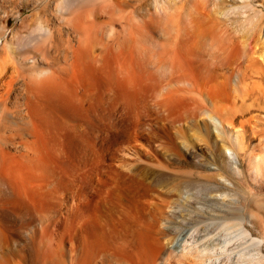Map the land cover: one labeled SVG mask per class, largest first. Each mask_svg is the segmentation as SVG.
Segmentation results:
<instances>
[{
  "label": "rangeland",
  "instance_id": "1",
  "mask_svg": "<svg viewBox=\"0 0 264 264\" xmlns=\"http://www.w3.org/2000/svg\"><path fill=\"white\" fill-rule=\"evenodd\" d=\"M205 1L0 0V64L2 67L4 66L3 68L0 66V69H3L1 73L5 74V77L0 80L2 97H0V107L3 105L2 109L4 108L5 111V114L2 113V117L0 116L2 118H0V124H2L0 130V144L2 143V146L0 145V236L8 248L7 252L12 250L14 253V257H11L13 261L10 260L11 264H70L69 242L62 246L59 240L60 216L61 207L62 213H64L74 204L75 187L78 185L75 177L76 166L82 152L86 151L85 156L91 158L92 156H89L90 151L97 148L95 149L96 152L104 158L97 155L101 163L97 167L96 174L93 175L95 180L98 179L100 173V180L108 181L105 173L109 170L112 171L114 167L123 172L129 169L127 172L131 174L153 176L160 166L156 163L153 165L156 164L157 167H154L152 163L148 165L149 158L152 159V157L145 156L144 150L147 149V143L158 152L162 151L158 155L159 159L166 167L168 166L169 170H174L177 173L189 172L190 175H211L222 183V190L227 191L224 186L233 188L234 191H230V193L245 203L244 209L248 210H246L247 214L250 211L252 213V217L247 218L249 221H247L246 227L254 236L263 239L262 250L264 252V177L255 174L254 165L250 160L253 151L262 152L264 155V147L262 146L264 145V120L259 119L261 121L257 122L259 124L257 135L260 133L261 135L259 137L256 135V138V132L252 134L249 126L252 125V122L246 123L243 132L247 137H245V147L241 150L235 144L233 145L239 153L234 148L229 150L228 147L226 149L224 147L223 149L221 143L215 139L213 125L209 124L211 127L205 126L204 129L201 127L205 116L199 113L198 109L195 111L194 117L186 112L188 111L186 107L191 106L194 96L190 94V98H188L187 93L195 94L196 91L182 78L176 81L179 87H182L179 93L180 90L175 85L176 83H172L175 81L168 83L165 78L169 72V67H171L167 65L174 62L169 57L173 54L172 49L175 48L176 38L181 40L184 35L186 37L190 32L192 37L202 36L209 32V35H212L213 38L216 37V39L236 33V36L239 35V38L243 39L241 42L242 49H246L244 50L245 53L251 56L252 61L256 59V64L254 61L252 64L250 63L252 66L248 67L250 73L254 72L251 80L258 81V83L260 81L259 84H264V78L261 79L260 77L262 73L264 75V0H251L252 6H247L249 8L246 7V10L243 11L244 14L239 12V8L236 9L235 5L239 3L238 0H219L214 6ZM163 4H165L164 7ZM222 12L225 15L228 13V17L221 18ZM257 13L258 15H256ZM249 14H252L251 20ZM77 16L80 17V20L76 19ZM190 23L193 27H190ZM84 40L87 42L85 43ZM75 46L78 47V51ZM149 46L151 47L149 48ZM189 47L191 48L192 45ZM202 47H204L203 50ZM207 47L209 48L203 42V45H198L195 51L197 54H201L200 52L203 51L204 53L206 49L208 50ZM160 49L165 52L163 55V51L161 52ZM74 55H76V62L70 66V60L73 59ZM77 56L81 59H78ZM28 57L29 59L33 58L36 62L34 66L30 63L33 59L28 60ZM172 57L174 59L175 56ZM44 58L46 59L44 60ZM164 60L167 64L163 62ZM77 63H79L78 66H76ZM192 63L195 64L194 61H191ZM198 65L197 69L200 67V64ZM159 67L160 69L164 67V70L169 69L166 70V74L162 72L165 74L162 75ZM11 74H14L13 76L16 78L12 89L10 88L8 90L10 92H7L8 88L3 86L2 82L7 81ZM54 75L56 78H53ZM161 76L165 77L162 78ZM51 77L57 84L59 83V86L56 84L57 90L55 87L52 91L45 90L43 86L44 98L41 108L43 114L38 115L35 110L28 114L26 110L27 100L25 99L30 97L34 101V96H38L35 95L33 81L51 80ZM62 77L66 78L67 81L64 82ZM70 79H72L73 85L68 82ZM163 80L164 83L167 82L166 85H163ZM74 85L77 93L72 95L68 90L70 91ZM3 87L4 89H2ZM167 89H174L173 92L171 91L172 96L169 95L176 99V101L170 100L171 102L175 101L173 102L175 105L170 104V101L167 102L171 99L169 95H165L171 93ZM60 93L69 96L63 98ZM233 93L235 95H231L227 102L220 100L213 106L208 103V107H223L224 109L218 110V113L222 112L221 114L216 113L221 117L217 116L223 120L233 118L235 120H233V129L241 130L240 121L249 116V113L243 116L241 112L253 107L256 101L254 99L255 94L244 95L247 99L241 96L238 91ZM179 95L184 96L185 99L182 97V101ZM57 96L62 104H59ZM177 96L180 97L179 100L182 104H188L185 108L176 107L179 103ZM195 96L197 95L195 94ZM195 96L194 99H196ZM159 97L164 98V101L167 102L166 108L168 110L163 111L161 106L158 108H161L160 110H156L158 103L155 104V99L157 101L160 99ZM251 97L252 99H250ZM132 103L133 105H131ZM181 103L179 106H183ZM142 105L146 106L147 109ZM177 108L179 109L177 110ZM133 110L137 112H133ZM165 111L169 113L166 114ZM174 112L177 115L173 114ZM253 112L256 111L252 110L251 113ZM184 113L187 115L185 116ZM130 115L132 116L129 122ZM173 115L175 117H172ZM259 115L263 116V113H259ZM160 116L163 117V120L160 119ZM180 116L182 117L181 121L179 120ZM132 117L137 118L132 119ZM172 119L174 124H172ZM152 132H156L155 135H152ZM149 136L152 137L149 138ZM153 138L156 141L152 143L150 141ZM145 139H148L147 143ZM166 139L168 141L165 142L170 141L169 144L164 142ZM159 143L163 145L159 147ZM256 143H260L258 147ZM164 144L167 149H165L166 147L162 148L165 146ZM135 147L138 152L134 154L132 152ZM169 148H172V151ZM101 151L102 153H100ZM192 151L193 155L191 156L190 152ZM163 152L169 153L163 154ZM127 153L128 155H126ZM84 159L86 166L91 167L93 160L89 162L86 158ZM121 162H123V167ZM110 165L113 169L110 168ZM242 194L245 195L246 199L240 198ZM63 204L66 206L65 208H63ZM62 247H65L67 254L62 255ZM102 260V262L99 260L97 264H129L125 259L120 260L119 263L111 262L109 259L105 260V258Z\"/></svg>",
  "mask_w": 264,
  "mask_h": 264
},
{
  "label": "bare ground",
  "instance_id": "2",
  "mask_svg": "<svg viewBox=\"0 0 264 264\" xmlns=\"http://www.w3.org/2000/svg\"><path fill=\"white\" fill-rule=\"evenodd\" d=\"M206 1H207V4L210 3L211 6H214L216 4V2L219 0H206ZM238 1H239V3L237 5H235L237 8L236 7L235 8L236 9L239 8V12L241 11L240 13L245 11L247 6L251 5V0H238ZM200 2H202V1H200ZM205 2H204V6H205ZM164 3H166V2H164ZM66 4H68V3H66ZM164 6H165V4H163V7ZM227 7L229 8V6H227ZM227 7H225V8H227ZM247 8H249V7H247ZM251 8H253V7H251ZM233 10H234V8H233ZM255 10H256V8H255ZM249 11H248V13H249ZM189 12H191V11H189ZM224 12H222L221 18L228 17V13H226L227 15H225ZM243 14H244V12H243ZM252 14L251 15L249 14L250 20H251ZM256 15H258V13ZM187 16H189V15H187ZM191 16L193 18V15H191ZM77 17H76V19L80 20L79 19L80 17H78V18ZM187 20H189V18ZM246 20H248V19L246 18ZM190 22H192V21H190ZM250 22H252V21H250ZM250 22H249V24H250ZM189 25H190V27H193L191 25V23ZM80 27H79V29H80ZM235 31L237 32V30H235ZM187 32H184V33L186 34ZM184 33H183V35H184ZM190 34H191V32L186 37L184 35V37H182L181 40H179V38L177 39L176 37H175L176 39L174 38L175 39V42H174L175 48L174 49L171 48L173 50V54H171V56L169 57V59L171 58L170 60H172L174 62H173V64L167 65V66H171V67H169L170 69L168 68L169 70L166 69L169 72H168L167 76L166 77L164 76V77L166 78V81H168V83L170 81H175L172 83H176L177 80L184 78L185 83L187 81L188 85L196 91L195 94L197 95V96H195V94L187 93L189 97L187 95L186 96L188 98H190V94H191V95H194L196 99H194V96H193V101L191 100L192 104L189 108L186 107V109H188V111H186V112H188L190 115H192L194 117L195 111L198 109L199 113H202V115L205 116L204 120L202 119L203 122L201 124V127L204 129L205 126L211 127V125H213V127L215 128V130H214L215 131V139L221 143V146H223V149H224V147H225V149H226V147H228V149L231 150L230 148H234L233 145L235 144V146L239 147L242 150L243 147H245L244 143H245V137L246 136L243 132H244V128H246V125H247L246 123L252 122V125H249V126H250L252 134L254 132H256L255 133V138H256L257 132L259 131V129L257 127L259 124H257V122L264 120V84H259L260 81L258 83V81L251 80V77H253L252 74L254 72L250 73L248 70L250 63L252 64V62H254L256 59H254L252 61L251 56H248L245 53L244 50H246V49H244V50L242 49L243 45H242L241 41L243 39L242 38L240 39L239 35L236 36L235 35L236 33L231 34V35L226 34L227 36L226 37L224 36L225 38L221 37V38H217V39H216V37L213 38L212 35H209L210 34L209 32H208V34H205L202 36H197V37H192V36H190ZM166 36H167V34H166ZM88 39H89V37H88ZM151 41H153V40H151ZM165 41H167V40L165 39ZM26 42H27V40H26ZM84 42H85V40H84ZM146 42H147V40H146ZM182 42H184V44H182ZM203 42L206 45H208L209 48L207 47L208 50L206 49L205 52L203 53L202 50L204 49V47H202V50H201L202 52H200L201 54L198 53L199 54V56H198L197 52L195 51V48H197L198 45L202 46ZM85 43H83V45H86ZM150 43H148V44L150 45ZM170 44H172V43H170ZM245 44H246V42H245ZM139 45H140V43H139ZM155 45H157V44H155ZM190 45H192L191 48L189 47ZM150 47L151 46H149V48ZM164 47H165V45H164ZM76 48H77L76 50L78 51V47H76ZM93 48H95V47H93ZM41 49H42V47H41ZM95 50H97V49H95ZM73 51L75 52V50H73ZM160 51L162 52L163 49L162 50L160 49ZM161 52L159 53L160 55H161ZM76 53L78 55V52H76ZM99 53H101V52H99ZM164 53L165 52L163 51L162 55ZM137 54H138V52H137ZM162 55H161V57H162ZM172 56H175L174 59H172L173 58ZM82 57H84V56H82ZM77 58H78V56H77ZM79 58L81 59V57H79ZM94 58H96V57H94ZM94 58H92V59H94ZM196 58H198V60H196ZM31 59H33V58H31ZM31 59H29V57H28V60H31ZM45 59L46 58H44V60ZM3 60H5V59H3ZM24 60H26V59H24ZM165 60H166V58H165ZM165 60L163 61L164 63H166ZM195 60L198 61V63H196ZM70 61H71L70 66L74 65L76 62V55H74L73 59ZM104 61H105V59H104ZM191 61H194L195 64L194 63L191 64ZM7 62H8V60H7ZM163 62H161L162 63L161 65H163ZM30 63H32L31 65L34 66L36 62L33 59V60H31ZM254 63L256 64V61ZM78 64L79 63H77L76 66H78ZM155 64H157L156 61H155ZM166 64H164V65L166 66ZM198 64H200V67L197 69V67L199 66ZM0 66L2 67L1 64H0ZM41 67H42V65H41ZM27 68H28V66H27ZM32 68H30V69H32ZM19 69H21V68H19ZM162 69H160V67H159V70H161V73L162 72L165 73L166 70L163 69V71H162ZM259 69H260V67H259ZM2 70L3 69H0V80L5 77V74L1 73ZM159 70H158V72H160ZM263 71H264V69H263ZM51 72H52V70H51ZM148 72H149V70H148ZM165 74L162 73V75H165ZM13 75L12 74L9 75L10 78L7 81L2 82V85L6 86L8 88V89L6 88L7 92H10L8 90H10V88L13 87V85H14V80L16 77H14ZM42 75H44V74H42ZM164 77H162V78H164ZM260 77H261V79H262V77L264 78L263 73H262V75H260ZM38 78H40V77H38ZM53 78H56V76L54 75ZM61 79L64 80V82L66 80V78H63V77ZM161 79H160V81H161ZM32 80H34V79H32ZM53 80L51 77V80L40 79L39 81L38 80L33 81L34 90L36 92L35 95L37 94L38 96L41 97V99H39L40 97H38V96H34L35 97L33 99L34 101H32V98H30V97L25 99V100H27L26 101L27 107L25 105L24 106L26 107L28 114L29 113L31 114L33 112V110H35V112L38 113V115L43 114V111L41 109L43 107L42 101L44 98L43 86L45 87V90H51L52 91V89H55L56 84H57V82H55V80L54 81ZM58 80H59V77H58ZM58 80H56V81H58ZM164 80H163V83H164ZM68 82L73 85L72 79L68 80ZM181 82H183V81H181ZM181 82H179V83H181ZM255 82H257V83H255ZM166 83H164L163 85H166ZM181 84L183 85V83H181ZM29 85H30V83H29ZM72 85H70V86H72ZM175 85L178 86V88H179V89L178 88H176V89L182 90V87H179V85L177 83ZM30 87L32 88V86H30ZM57 87H56V90H57ZM60 87H61V85H60ZM77 87H79V86H77ZM2 89H4V87ZM61 89H62V87H61ZM66 89H65V91L67 93ZM176 89H175V91H176ZM71 90L70 91L68 90V92H70V94L73 95V94L77 93V92H75L76 91L75 85L73 86V88H71ZM167 90H169V89H167ZM172 90H174V89H172ZM172 90H169V91L171 92ZM181 90L179 91V93L181 92ZM237 91L241 94V96H244V95L249 96V95L255 94L254 99L256 100L255 103L253 104V107L246 109V111H244V112L242 110L241 115L245 116L244 114L249 113L248 114L249 116L246 117L244 120L240 121L241 130L240 129L239 130L233 129V127H234L233 126V120H234L233 118L226 119V120L219 118L221 116H219L218 114H221L222 112L218 113V110L220 111L223 107H220V108H209L208 107V103L211 106H213L216 102H218L220 100H222L223 102L224 101L227 102V100L231 97V95L232 96L235 95L233 92L237 93ZM44 92L47 93L48 91H44ZM172 92L168 93V94L166 93L165 95L171 94V96H172V94H173ZM60 94L62 95L61 97H63V98L65 96H67V97L69 96V95L64 94V93H60ZM29 95H31V94H29ZM29 95H27V96H29ZM161 95H163V94H161ZM184 95H185V93H184ZM2 96H3V94H2ZM171 96L169 97L171 99L167 98V99H169V100H167L168 103L170 100H172L174 98ZM179 96H177L178 97L177 101L179 103L176 107H179V108L184 107L185 108V106H187L188 104H185L184 102H183L184 104L181 103L182 97L184 99H185V97L180 96L181 97L180 98ZM0 97H1V94H0ZM50 97H52V96H50ZM161 97H159L160 99L157 98L158 102L155 99V102H156L155 104L158 103V107H156V110H160L161 108L158 109L160 106L163 108V111L165 109L168 110V108H166L167 102L164 101V98H161ZM179 98L181 100H179ZM245 98H247V97H245ZM71 99H72V97H71ZM74 99H73V101L76 100V99L75 100ZM92 99H90V100H92ZM96 99H97V97H96ZM250 99H252V97ZM58 100H59V97H58ZM173 100L176 101V99H173ZM77 101H78V99H77ZM92 101H94V100H92ZM175 101H172V102L170 101L171 102L170 104H172ZM234 101H235V99H234ZM59 102H60V100H59ZM62 102H64V100H62ZM66 103H67V100H66ZM75 103H78V102H75ZM180 103L183 106H179ZM59 104H62V103L60 102ZM70 104H71V102H70ZM164 104H165V107H163ZM88 105H89V103H88ZM131 105H133V103ZM172 105H175V103H173ZM172 105H171V107L173 108ZM142 106H144V105H142ZM2 107H3V105H2ZM2 107H0V116L2 115V113L5 114L4 108L2 109ZM145 107L146 106H144V108ZM147 107H149V106L147 105ZM171 107H170V110H172ZM243 107L245 108V105ZM179 108H177V110ZM88 109H89V106H88ZM145 109H147V108H145ZM82 110H83V107H82ZM85 110H86V108H85ZM136 110H133V112H135ZM173 110H176V109H173ZM252 110L253 111L255 110L256 112L251 113ZM182 111H183V109L180 111V114ZM165 112H164V114H165ZM167 112H166V114L169 113V112L168 113ZM184 112H185V110H184ZM157 113H158V111H157ZM171 113H172V111H171ZM216 113H218V114H216ZM259 113H263V116L259 115ZM20 114H21V112H20ZM173 114H175V112ZM178 114H179V112H178ZM77 115H78V113H77ZM158 115H159V113H158ZM160 115H162V114H160ZM170 115H172V114H170ZM175 115H177V114H175ZM175 115H173L172 117H175ZM184 115H185V113H184ZM184 115H182V116H184ZM131 116L132 115H130V120L128 119L129 122L131 121ZM166 116H165V118H166ZM146 117L148 118V116H146ZM160 117H161L160 119L163 118L162 116H160ZM176 117H178V116H176ZM180 117H179V120L181 121L182 117L181 118ZM193 117H191V118L194 119ZM200 117H201V115H200ZM6 118H9V117L6 116ZM133 118L134 117H132V119ZM136 118H134V119H136ZM187 118H189V117L187 116ZM158 119H159V117H158ZM158 119H157V121H158ZM173 119H172V121H173ZM259 119H261V120H259ZM176 120H177V118H176ZM132 122H133V120H132ZM16 124H17V122H16ZM172 124H174V121ZM209 124H211V125H209ZM12 125H14V124H12ZM127 126H128V124H127ZM134 128L136 129V126ZM1 129H2V124H0V130ZM135 129H134V133L136 132ZM261 129L262 128H260V130ZM199 130L201 132V129H199ZM261 131H263V129ZM149 132H150V130H149ZM131 133H129V134H131ZM155 133L152 132V135H155ZM159 133H157V134H159ZM123 134H124V132H123ZM259 135H261V133ZM259 135H257V137H259ZM151 137L152 136H149V138H151ZM224 138H225V140H224ZM137 139H139V138H137ZM162 139H164V138L162 137ZM253 139H254V137H253ZM145 140L147 143L148 139H145ZM171 140H172V138H171ZM255 140H259V139H255ZM153 141H156V140L153 138V140H151L150 142L153 143ZM165 141H168V140L166 139V140H164V142ZM158 142H159V140H158ZM169 142H165V143L169 144ZM256 142H258V141H256ZM259 142L261 143V140ZM260 143H256L257 144L256 146L258 147V144H260ZM149 144H151V143H149ZM155 144H156V142H155ZM161 145H163V144L159 143L158 146L160 147ZM173 145L175 146V143ZM158 146L156 145V147H158ZM262 146L264 147V145H262ZM165 147H166V145L162 148H165ZM171 147L173 148V146H171ZM172 148H169V149H171L170 151H172ZM95 149H97V148H95ZM95 149H92V150L90 149L91 151L89 153V156H92L91 158L88 156H85L86 151H83L82 155L80 156L79 161L77 163L76 176L75 177H76V184H78V185H76V187H75V192L73 191L75 193V195L73 197L74 204L72 205V207H70V209L71 208L72 209L71 210L66 209L64 211V213H62V207H61V216H60L61 228H60V232H59V237H60L59 240H60L62 246L65 243L69 242V248L68 249H69V253L71 255L70 264H97V262L99 260L102 262L103 258H105V260L109 259L111 262H117V263H119L120 260L125 259L127 261V263H129V264H264V252L262 250L263 239H260V238H257L256 236H254L252 234V232L246 227V223H247V221H249L247 218H249L252 213L250 211L247 214L246 213L247 209L246 210L244 209L245 203L242 202L241 199L239 201V198L235 197L232 193H230V191H234L233 188H231L229 186H224L225 190H227V191L222 190L221 189V187L223 186L222 183L219 180H217L216 177L214 178L211 175L210 176H207L205 174L204 175H190L189 172H178L177 173L174 170H171V169L169 170L168 166L166 167V165L163 164V162L160 161V159H159L158 155L162 151L158 152V150H156L155 148L148 145V143H147V149L145 148V150H144L145 156H148V157L150 156L153 159L152 160L151 158H149L150 161L149 162L147 161L148 165L151 163H152V165H153V163H156L157 165L160 166L158 171H156L155 175L148 176L149 175L148 173H146L148 175H145V174H141V175L139 174L138 175L136 173L131 174V173L127 172V170H129V169H127V170L125 169L126 172H123L122 170L117 169L116 167H114V169L111 168V165H110V168L113 170L112 171L109 170V172L106 171L107 173H105L107 175V178H108L106 180H108V181L100 180V173L98 174V179L95 180L93 178V175L96 174L97 167L101 163L100 158H103V156H101V157L99 156L98 152H96ZM165 149H167V147ZM252 150H250V151H252ZM98 151H100V149H98ZM136 152H138V151L135 147V150H133L132 153L135 154ZM236 152L239 153L238 150H236ZM100 153H102V151ZM164 153L165 152H163V154ZM168 153H165V154H168ZM251 153H252V155H251L252 157L250 155H249V157L252 158V159L250 158V160L254 165L255 174H258L259 176L264 177V155L262 154V152L256 153L253 151ZM251 153H248V154H251ZM190 154L192 156L193 151L190 152ZM97 155L100 158H98ZM126 155H128V153ZM129 155L131 156V154H129ZM83 157L86 158L87 161H89V162H91L93 160L91 162V167L86 166V161ZM117 158H119V157H117ZM102 161H104V160H102ZM122 163L123 162H121V165H122ZM156 164H154L153 166L155 167ZM163 165H165V166H163ZM108 167H109V165H108ZM122 167H123V165H122ZM136 171H138V170H136ZM0 184H1V180H0ZM240 196H241L240 198L246 199L244 194H242ZM225 198L228 200H226ZM61 205H62V203H61ZM63 206H64L63 208L66 207L64 204H63ZM69 210L72 212L70 213ZM240 245H242V246H240ZM65 247H62V249H61L62 255L67 254L66 249H64ZM7 249L8 248L6 247L5 243L3 242V240L1 239V236H0V264H11L12 263L10 260H12L11 257L12 258L14 257V253L12 252V250L10 252H7ZM66 257H68V256H66Z\"/></svg>",
  "mask_w": 264,
  "mask_h": 264
}]
</instances>
